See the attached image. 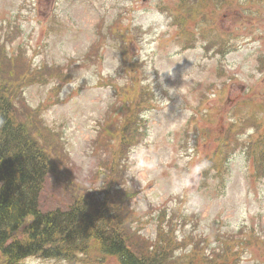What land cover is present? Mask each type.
I'll use <instances>...</instances> for the list:
<instances>
[{
	"label": "rangeland",
	"instance_id": "obj_1",
	"mask_svg": "<svg viewBox=\"0 0 264 264\" xmlns=\"http://www.w3.org/2000/svg\"><path fill=\"white\" fill-rule=\"evenodd\" d=\"M200 2L0 0V87L21 89L11 101L16 120L27 125L24 108L32 119L39 111L44 129L62 140L58 152L77 174L80 197L122 151L116 175L132 191L126 200L141 236L153 239L155 221L171 215L176 233L196 246L213 232L231 240L264 234V175L254 165L262 145L247 148L256 143L250 95L264 104V74L254 71L264 47L243 34L241 13L249 9L242 4L231 7L241 21L229 25L217 14L215 24L202 25L209 41H226L219 59L206 56L198 26L208 15L196 10L175 25L182 6ZM115 24L119 34L110 33ZM192 33L193 48H185ZM121 104L117 120L112 112ZM136 118L139 134L129 142ZM100 137L104 147L96 145ZM67 187L49 180L42 209H66L74 199ZM239 264H264V241L253 236Z\"/></svg>",
	"mask_w": 264,
	"mask_h": 264
},
{
	"label": "trees",
	"instance_id": "obj_2",
	"mask_svg": "<svg viewBox=\"0 0 264 264\" xmlns=\"http://www.w3.org/2000/svg\"><path fill=\"white\" fill-rule=\"evenodd\" d=\"M7 89L0 87V264H26L31 257L58 264H106L110 259L120 264L236 263V252L224 241L202 248L208 240L204 238L200 246L189 247L174 230L172 216L165 227L158 221L154 240L141 236L126 200L132 191L116 175L122 166L117 156L108 157V168L97 181L101 197L88 191L80 197L74 187L77 174L58 152L61 141L56 143L41 116L34 112L32 119L27 108L23 110L27 125L17 121ZM129 134L127 141L135 142ZM54 144L59 145L53 159ZM256 165L264 168V147ZM49 180L71 186L64 190L74 195L66 209H42L40 200Z\"/></svg>",
	"mask_w": 264,
	"mask_h": 264
},
{
	"label": "flooded vegetation",
	"instance_id": "obj_3",
	"mask_svg": "<svg viewBox=\"0 0 264 264\" xmlns=\"http://www.w3.org/2000/svg\"><path fill=\"white\" fill-rule=\"evenodd\" d=\"M237 5H240V0H219L217 14H219L224 21L227 17L231 18L228 21L229 25L241 21V16L236 9L231 11L230 6L236 7ZM249 9V17H242L245 20V22L242 23V26L245 27L243 34L257 37L258 39L256 41L260 42L264 47V0H249ZM221 18L218 20L222 22ZM218 43L222 49H225L226 41L221 39ZM256 60L261 66H264V55L258 57ZM261 103L262 102H258L255 106H263Z\"/></svg>",
	"mask_w": 264,
	"mask_h": 264
},
{
	"label": "bare ground",
	"instance_id": "obj_4",
	"mask_svg": "<svg viewBox=\"0 0 264 264\" xmlns=\"http://www.w3.org/2000/svg\"><path fill=\"white\" fill-rule=\"evenodd\" d=\"M33 175V174H32ZM21 208V207H20ZM28 210V209H27ZM57 213V212H56ZM25 215V214H24ZM59 219V218H58ZM16 220V219H15ZM38 221V220H37ZM58 223V222H57ZM118 237V236H117ZM106 241H107V238H106ZM110 241V240H109ZM14 249V248H13ZM11 250V249H10ZM123 252V251H122ZM24 257V256H23ZM62 264V263H61Z\"/></svg>",
	"mask_w": 264,
	"mask_h": 264
}]
</instances>
